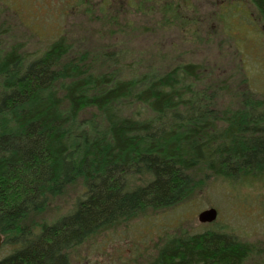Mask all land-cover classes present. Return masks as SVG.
Listing matches in <instances>:
<instances>
[{
	"label": "trees",
	"instance_id": "16d2710c",
	"mask_svg": "<svg viewBox=\"0 0 264 264\" xmlns=\"http://www.w3.org/2000/svg\"><path fill=\"white\" fill-rule=\"evenodd\" d=\"M224 1L252 4L264 20V0ZM71 48L60 36L28 53L0 38V233L12 246L0 264H70L69 251L91 236L175 206L211 179L264 177V97L237 92L240 105L222 109L221 91L204 84L197 62L126 76L125 63L108 55L120 50H104L96 62ZM75 183L83 189L68 213L35 219ZM258 249L206 230L169 239L151 264H247Z\"/></svg>",
	"mask_w": 264,
	"mask_h": 264
},
{
	"label": "rangeland",
	"instance_id": "374dc122",
	"mask_svg": "<svg viewBox=\"0 0 264 264\" xmlns=\"http://www.w3.org/2000/svg\"><path fill=\"white\" fill-rule=\"evenodd\" d=\"M0 1L4 46L20 43L25 52H41L62 36L73 46L71 54L92 52L96 62L104 50H120L124 54L108 55L115 63L119 58L125 63L126 76L163 73L180 63L197 62L204 84H215L221 91L215 97L220 108L238 107L237 92L264 97V20L252 4ZM163 5H172L173 10L161 12ZM110 67L119 68L105 64L103 70ZM82 189L81 183L68 187L35 219L52 222L68 213ZM209 208L217 209V219L200 222L199 213ZM206 230L233 234L253 244L261 253L247 264H264V177L233 183L211 179L175 206L147 210L91 236L69 251V260L70 264H151L169 239ZM11 250L12 246L2 244L0 258Z\"/></svg>",
	"mask_w": 264,
	"mask_h": 264
},
{
	"label": "water",
	"instance_id": "95a60500",
	"mask_svg": "<svg viewBox=\"0 0 264 264\" xmlns=\"http://www.w3.org/2000/svg\"><path fill=\"white\" fill-rule=\"evenodd\" d=\"M218 211L216 208H209L201 211L198 215V220L202 223H211L217 219ZM3 244V236L0 233V249Z\"/></svg>",
	"mask_w": 264,
	"mask_h": 264
}]
</instances>
